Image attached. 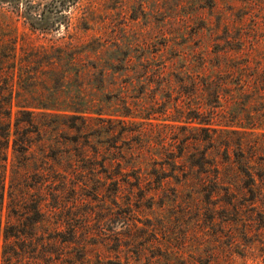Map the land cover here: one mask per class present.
<instances>
[{
  "label": "rangeland",
  "instance_id": "374dc122",
  "mask_svg": "<svg viewBox=\"0 0 264 264\" xmlns=\"http://www.w3.org/2000/svg\"><path fill=\"white\" fill-rule=\"evenodd\" d=\"M8 91L0 264H264L259 130L199 123L264 127V0H0Z\"/></svg>",
  "mask_w": 264,
  "mask_h": 264
},
{
  "label": "trees",
  "instance_id": "16d2710c",
  "mask_svg": "<svg viewBox=\"0 0 264 264\" xmlns=\"http://www.w3.org/2000/svg\"><path fill=\"white\" fill-rule=\"evenodd\" d=\"M45 11L42 14V10L39 8H35L34 10L25 11L23 13V17L25 18V21L29 23V25L35 29L36 24L33 22L34 20L42 21L45 17L44 15ZM64 12H61L60 14H63ZM41 14L43 15L41 17ZM61 16H56L53 22H57L58 25L60 23H65V25L68 27V21L61 22L60 21ZM63 17V16H62ZM38 18V19H36ZM19 93V92H17ZM260 96H263V94H259ZM8 105V107L6 106ZM17 106V114L20 115H26L30 117L29 115H33V112L37 110H50L52 109L50 106L47 105H40V106H28L24 104H16ZM264 106V105H263ZM12 110V100H11V92L3 93L0 92V114L6 115V117H10ZM72 114L74 113H83L78 109H70L69 110ZM69 115V114H66ZM261 115L264 116V111L261 112ZM23 121V120H20ZM27 122H30V120H25ZM209 120H201L199 121L200 125H207V128H210L213 132L219 131H226L229 133H238V131H241L242 133H251L254 130H259L257 133L259 136L258 138L254 140H250L249 142L246 141H238L236 142V147L238 148V153L240 156L245 157V163L243 164L241 171L244 173L245 177L247 178L248 182L243 187L245 190L244 196L248 201L253 202H259L262 204V209L258 212V215L264 217V127H260V124H249L245 125L241 122H238V124H212L208 123ZM0 122V126L3 128V134L7 137L8 134V127L9 122L3 123ZM17 124V121H16ZM264 125V124H262ZM223 127V128H222ZM204 128V127H203ZM225 145L228 146L229 142L226 141ZM253 159V161H252ZM255 164L257 168L252 169L253 165ZM250 168V169H249ZM3 188V185L1 186ZM3 194L0 193V204L2 202ZM230 203V202H229ZM5 232V229L3 230ZM17 232V231H16ZM15 234H5L4 238H8L9 236L14 237L17 240V233ZM0 235H1V226H0ZM9 235V236H7Z\"/></svg>",
  "mask_w": 264,
  "mask_h": 264
}]
</instances>
